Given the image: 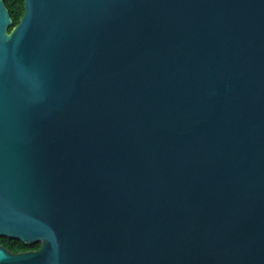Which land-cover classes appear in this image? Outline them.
<instances>
[{
	"label": "water",
	"instance_id": "obj_1",
	"mask_svg": "<svg viewBox=\"0 0 264 264\" xmlns=\"http://www.w3.org/2000/svg\"><path fill=\"white\" fill-rule=\"evenodd\" d=\"M23 2L0 264H264V0Z\"/></svg>",
	"mask_w": 264,
	"mask_h": 264
},
{
	"label": "trees",
	"instance_id": "obj_2",
	"mask_svg": "<svg viewBox=\"0 0 264 264\" xmlns=\"http://www.w3.org/2000/svg\"><path fill=\"white\" fill-rule=\"evenodd\" d=\"M11 18L12 24L8 31L10 32L13 27L19 24L20 19L24 14V2L23 0H2ZM0 245L11 252L12 254L37 251L40 248V244H34L27 246L20 241L0 238Z\"/></svg>",
	"mask_w": 264,
	"mask_h": 264
},
{
	"label": "snow or ice",
	"instance_id": "obj_3",
	"mask_svg": "<svg viewBox=\"0 0 264 264\" xmlns=\"http://www.w3.org/2000/svg\"><path fill=\"white\" fill-rule=\"evenodd\" d=\"M20 71H21V73L25 72V69L23 68V66H21Z\"/></svg>",
	"mask_w": 264,
	"mask_h": 264
}]
</instances>
